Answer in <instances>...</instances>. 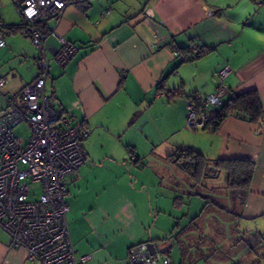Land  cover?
I'll return each instance as SVG.
<instances>
[{
  "label": "crops",
  "instance_id": "0c3cea01",
  "mask_svg": "<svg viewBox=\"0 0 264 264\" xmlns=\"http://www.w3.org/2000/svg\"><path fill=\"white\" fill-rule=\"evenodd\" d=\"M41 25L77 48L61 66L54 60L59 42L50 34L43 42L51 113L88 131L82 142L86 161L65 177L69 236L76 255L88 257L84 264H130L129 248L140 242H157L171 257L170 234L182 228L174 216L179 188L168 180L163 195L160 186L164 171L182 172L167 159L178 148L197 150L208 161H254L235 218L264 217V123L228 116L215 130L186 126L189 100L213 93L225 65L231 71L222 101L230 93L256 90L264 103V0H90L68 4ZM11 35L3 36L0 48V75L6 77L0 117L9 111L8 99L18 103L40 70L41 49ZM191 45L199 55L185 53ZM214 109L202 108L207 114ZM0 264L38 263L23 248L11 247L0 229Z\"/></svg>",
  "mask_w": 264,
  "mask_h": 264
},
{
  "label": "built area",
  "instance_id": "2783aa9c",
  "mask_svg": "<svg viewBox=\"0 0 264 264\" xmlns=\"http://www.w3.org/2000/svg\"><path fill=\"white\" fill-rule=\"evenodd\" d=\"M70 0H14L21 16L22 32L41 49L39 75L25 85L18 103L9 101V111L0 117V229L9 237L11 247H21L27 258L38 264H84L88 257L76 255L70 240L65 201V177L77 172L86 161L82 146L88 131L70 123L68 117L51 113L50 97L45 93L50 60L43 42L50 34L59 47L54 60L63 66L76 52L75 45L56 31L44 33L40 24L56 17ZM109 11H102L104 15ZM209 15L212 11L208 12ZM5 45L0 33V48ZM196 45L187 54L198 53ZM174 53H177L173 50ZM231 71L223 66L217 74L213 93L200 101L218 106L228 92L224 82ZM6 77L0 75V87ZM196 100L187 104V128H202L212 113L201 114ZM26 122L29 135L24 140L13 127ZM130 264H170V258L157 242H140L129 248Z\"/></svg>",
  "mask_w": 264,
  "mask_h": 264
},
{
  "label": "rangeland",
  "instance_id": "374dc122",
  "mask_svg": "<svg viewBox=\"0 0 264 264\" xmlns=\"http://www.w3.org/2000/svg\"><path fill=\"white\" fill-rule=\"evenodd\" d=\"M0 18L8 25L20 23L21 16L14 0H0ZM15 34L32 44L28 36L20 32ZM3 36L7 38L12 35L4 31ZM20 41L22 38H17V42ZM13 132L26 139L29 135V128L23 121L13 127ZM164 173L165 181L160 186L163 195H167L168 180L173 182L174 187L178 184L179 191L175 195L180 197V208L174 212L176 221L178 218L182 227L190 223L186 233L179 234L178 237L177 234L182 231L181 228L178 232L172 231L174 233L171 248L172 260L179 264L182 253L187 259L185 264L192 262L218 264L220 260L250 264L248 260L252 258L257 260L262 257L264 254V217L253 222L237 221L235 217L240 209L241 198L239 195L233 196L223 173L217 171L215 175H205L202 182L189 183L191 185L185 182V175L179 170L171 173L164 171ZM213 201L222 207L215 206ZM190 255L194 256V261L189 260L188 262Z\"/></svg>",
  "mask_w": 264,
  "mask_h": 264
},
{
  "label": "trees",
  "instance_id": "16d2710c",
  "mask_svg": "<svg viewBox=\"0 0 264 264\" xmlns=\"http://www.w3.org/2000/svg\"><path fill=\"white\" fill-rule=\"evenodd\" d=\"M86 3L88 4L90 0H70V3ZM1 21V20H0ZM40 29L44 33H48L50 29L44 25L40 26ZM4 31L10 33L20 32L24 34L21 30V24H3L0 22V33L3 34ZM25 35V34H24ZM27 36V35H26ZM32 41V40H31ZM188 48V47H187ZM185 49V53L187 52ZM200 53L192 54V56H197ZM181 57L183 55L179 54ZM191 56V57H192ZM192 100L197 101V106L199 107V112L205 114L202 110L204 104L200 105V98L192 97ZM212 116L205 120L203 129L215 130L221 124V122L228 116H233L235 118L253 123L261 124L264 123V103L261 102L259 93L256 90H249L243 93H230L227 97L212 110ZM130 157L135 159V150L130 148ZM167 159L174 163L187 177L194 183L198 184L202 182L203 178L208 172H213V169L207 170V166L210 164L215 165V171H221L226 179V184L230 189L233 196L239 195L241 198V204L246 200L247 193L250 188L251 178L255 169V162L248 158H226V159H216L214 161H208L199 151L192 148H178L174 153L169 154ZM207 204V202H206ZM213 204L217 207H222L217 202L213 201ZM192 224V223H191ZM195 225V223H194ZM176 226V225H175ZM189 228V227H187ZM186 227H182L177 234L186 233ZM185 230V231H184ZM184 231V232H183ZM178 232V231H177ZM173 241L174 233L170 234ZM262 236V234H261ZM176 239V237H175ZM197 250V249H195ZM184 252V251H183ZM166 254V253H165ZM167 255V254H166ZM169 256V255H168ZM184 257V253L181 255V260ZM170 258V256H169ZM191 261H194V256ZM170 258V264H171ZM183 263V260L180 262ZM228 264H241V262H228ZM250 264H264V254L259 259H254Z\"/></svg>",
  "mask_w": 264,
  "mask_h": 264
},
{
  "label": "water",
  "instance_id": "95a60500",
  "mask_svg": "<svg viewBox=\"0 0 264 264\" xmlns=\"http://www.w3.org/2000/svg\"><path fill=\"white\" fill-rule=\"evenodd\" d=\"M216 167H215V165H213V164H210V165H208L207 166V170H209V169H215ZM207 174H213V173H209L208 171H207ZM163 251V250H162Z\"/></svg>",
  "mask_w": 264,
  "mask_h": 264
}]
</instances>
